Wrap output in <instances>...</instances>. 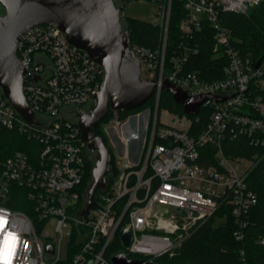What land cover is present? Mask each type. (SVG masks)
I'll return each instance as SVG.
<instances>
[{"label":"built area","instance_id":"1","mask_svg":"<svg viewBox=\"0 0 264 264\" xmlns=\"http://www.w3.org/2000/svg\"><path fill=\"white\" fill-rule=\"evenodd\" d=\"M172 1L158 0L151 20L163 27L161 46L130 44L141 63V78L157 82L156 104L165 80L193 98L222 99L207 98L192 117L165 110L174 121L156 115L151 124L139 112L128 120L115 116L107 132L119 129L125 159L115 164L117 175L110 169L104 191L86 213L93 178L87 187L83 183L88 163L94 168L97 156L82 140L79 120L80 113L92 114L97 106L104 68L51 24L21 36L23 92L38 122L25 120L0 86V129H16L33 143L29 151L0 158V264H59L75 230L83 245L69 264H113L111 258L121 253L146 263L172 255L221 208L229 209L237 223L235 237L246 236L247 216L257 201L247 182L251 167L245 165L253 159L227 156L224 143L242 137L264 147V53L244 52L221 23L220 12L248 13L263 0H179L184 8L181 39L167 61ZM205 21L214 30L211 59L221 71L211 78L189 67L200 53L195 36ZM133 142L135 159L129 150ZM207 145L215 148L213 163L201 161L208 159L202 152ZM11 200L26 209L12 208ZM124 228L132 232L127 247L121 239ZM116 234L124 247L108 258Z\"/></svg>","mask_w":264,"mask_h":264},{"label":"water","instance_id":"2","mask_svg":"<svg viewBox=\"0 0 264 264\" xmlns=\"http://www.w3.org/2000/svg\"><path fill=\"white\" fill-rule=\"evenodd\" d=\"M5 13L0 16V86L15 109L31 123L38 122L23 92L24 67L18 55L21 36L39 24L59 28L68 42L86 51L105 71L101 89L96 95L97 106L92 114L80 113L82 140L96 152L92 170L93 182L88 190V203L83 213L94 206L97 191L103 189L110 173L112 154L105 139L96 135L94 128L110 110L129 111L142 107L157 90V82L141 78V63L133 51L122 12L126 6H117L114 0H0ZM162 89L170 92L183 106L184 113H199L202 103L212 95L193 98L183 88L165 80ZM114 134L116 131L112 129ZM131 230L124 228L121 239L129 246ZM50 253L52 244L47 245ZM113 264H152L121 253L111 258Z\"/></svg>","mask_w":264,"mask_h":264},{"label":"trees","instance_id":"3","mask_svg":"<svg viewBox=\"0 0 264 264\" xmlns=\"http://www.w3.org/2000/svg\"><path fill=\"white\" fill-rule=\"evenodd\" d=\"M128 4L133 0H121ZM158 2V0H151ZM184 16L183 3L179 0L172 1L170 23L168 30V41L166 48V60L168 61L174 45L180 41L181 33L179 29L180 21ZM221 23L228 27L238 45L246 53H253L261 56L264 53V0L248 13H236L229 11L220 12ZM126 30L131 45H141L157 50L162 44L163 27L150 20L136 17H126ZM214 30L209 21H205L202 31L197 33L195 40L200 44V53L191 59L189 67L200 69L209 78L214 77V73L220 74L219 64L211 59L213 47ZM149 108L151 110V124L155 116L159 117L161 110H169L180 115H184L183 106L178 104L173 95L162 89L158 104H156L155 94L142 107L129 111L110 110L108 116L102 120L109 122L115 116L125 120L130 115L136 114ZM156 112V114H155ZM192 117V115H189ZM94 128L96 135L105 139L106 145L112 154V172L117 175V168L114 163V153L110 148L107 139L101 130V123ZM205 123V117L200 125ZM197 125L196 127H200ZM33 143L16 129H0V158L12 154L16 150L29 151ZM224 151L227 156L254 158V165L250 168L247 182L249 187L256 193L257 201L249 211L248 227L244 239L235 237L237 223L229 209H219L213 216L202 222L196 229L185 238L181 246L170 255L169 253L151 259L152 264H264V243L258 241L259 237L264 238V147L250 145L245 138L227 139L224 143ZM214 146L203 147L202 152H206L208 159L201 160L205 163H213ZM257 156V157H255ZM93 166L88 163L83 187H87L91 181ZM100 191V192H99ZM96 198L104 190H99ZM99 193V194H98ZM9 206L12 208L26 209L21 201L11 200ZM123 202L120 203V206ZM225 216L224 221L215 224L216 217ZM115 239L121 245L119 236ZM83 245L78 241V232L74 231L69 244V252L65 259L59 264H69L75 254L80 251ZM122 246V245H121ZM111 247L107 249L106 256L111 257Z\"/></svg>","mask_w":264,"mask_h":264},{"label":"rangeland","instance_id":"4","mask_svg":"<svg viewBox=\"0 0 264 264\" xmlns=\"http://www.w3.org/2000/svg\"><path fill=\"white\" fill-rule=\"evenodd\" d=\"M117 6H121L123 3L121 0H114ZM158 2L155 1H151V0H133L131 2H129L128 4H126L123 12H122V22L124 24V26L126 27V17H136V18H141V19H145V20H152L155 16V13L158 9ZM5 13V8L2 6V4L0 3V16L3 15ZM139 115H143L144 117H147L149 119H151V110L149 108H144L143 110H141L139 113ZM156 114V112H155ZM161 119H166L167 121H174L171 117H168L166 115L165 110H161L160 114H159ZM130 117H133L132 115L129 116L127 118L130 119ZM134 118V117H133ZM132 122H134V119L132 120ZM101 130L103 131L107 142L110 146V148L112 149L113 153H114V163L117 165L119 163H121L122 161H124V157L120 154L118 148L114 145L111 135L107 132V128L113 127V123L106 122V121H102L101 123ZM127 129L130 127V125L126 126ZM117 131L118 136H120L119 133V129H115ZM97 153H95L96 155ZM97 156V155H96ZM257 157V156H255ZM96 158L94 157V160ZM254 158L253 160H251V162H247L248 164H245L247 167H252L254 165ZM112 168V165H110V169ZM100 192V191H99ZM99 194V193H98ZM224 219L223 217H216L215 218V224H219L221 222H223ZM119 236V235H118ZM120 243L121 245L119 246L118 241L116 239H114L113 244L111 245V254H115L118 251H121L123 249V244L121 242V239L119 237Z\"/></svg>","mask_w":264,"mask_h":264},{"label":"crops","instance_id":"5","mask_svg":"<svg viewBox=\"0 0 264 264\" xmlns=\"http://www.w3.org/2000/svg\"><path fill=\"white\" fill-rule=\"evenodd\" d=\"M111 138H112V141L114 143V145L118 148L120 154H122L124 151V146L122 145L121 141L119 140V138L117 137V135L114 134L113 130L111 129ZM137 146V143L136 142H133L131 145H130V155L132 158H136V154H135V151H134V148Z\"/></svg>","mask_w":264,"mask_h":264}]
</instances>
